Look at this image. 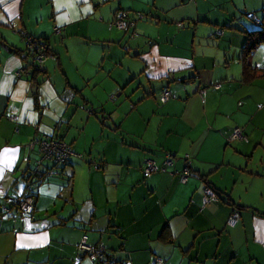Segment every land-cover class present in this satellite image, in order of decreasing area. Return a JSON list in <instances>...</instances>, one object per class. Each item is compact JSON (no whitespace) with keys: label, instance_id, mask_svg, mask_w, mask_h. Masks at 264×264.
Listing matches in <instances>:
<instances>
[{"label":"crops","instance_id":"obj_1","mask_svg":"<svg viewBox=\"0 0 264 264\" xmlns=\"http://www.w3.org/2000/svg\"><path fill=\"white\" fill-rule=\"evenodd\" d=\"M228 2L0 0V264H264V203H242L233 184L215 178L238 168L229 150L263 153L264 80L246 88L242 67L230 69L240 58L233 51L205 74L184 44L161 37L166 22L179 29L168 27L166 38L171 30L185 39L191 29L184 21L205 18L235 26L222 43L226 52L242 49L247 32L264 23V0H240L238 8ZM121 11L135 22L126 32L112 25ZM25 36L46 40L42 68ZM250 60L264 70V44ZM237 126L247 140L228 141ZM34 137L62 139L82 157L66 166L42 161V171L54 172L33 179L34 209L23 214L11 198L23 189L27 159H39L28 147ZM204 145L214 158L200 161ZM148 159L155 174L143 170ZM184 166L189 176L181 183L175 172ZM206 185L219 201H206ZM258 196L264 199L262 188ZM82 242L102 244L104 260L85 256Z\"/></svg>","mask_w":264,"mask_h":264},{"label":"rangeland","instance_id":"obj_2","mask_svg":"<svg viewBox=\"0 0 264 264\" xmlns=\"http://www.w3.org/2000/svg\"><path fill=\"white\" fill-rule=\"evenodd\" d=\"M239 3H240V0H232V1L229 0L228 6L230 8H233V6L238 8ZM201 17H208V16H206L204 14ZM238 17L240 19L242 17V15H238ZM199 19L200 20L196 25L197 26L202 25V30L204 33H202L200 30H196V29L193 30L196 26L194 21H190L189 26H187L186 22L184 21L185 28L191 29V33H189V35L185 39H179L178 37H173L171 30L169 31L170 34L167 33V38H166V31H167L168 27L174 28V30H179L177 27H174V25L172 26V24H170L169 22H166L167 26L163 28V30L161 32V37H162V39H165V40L167 39L168 42L174 41L176 43L184 44L185 45L184 51L187 54H191V55L195 54L196 59L198 61H201V63H204V68L202 70L203 73L210 74L211 69L213 68L212 65L214 63H215V65H217L220 62H221V64H224L223 58L226 54L230 55L229 54L230 51H233L232 52L233 55L237 54L240 57L241 53H242V49H240V48L236 49V47H233L231 45L232 46L231 50L226 52L225 47L223 46L224 43H222V41H224V39L234 30L235 26H233V25L228 26V24L226 25V23L223 24L220 22L215 23V21H210V20H208L206 22L201 20V19H205V18H199ZM180 24H181V22H180ZM114 28H115V26H114ZM221 29H222L224 34L222 33L221 35H217V32ZM234 40H238V39L234 36ZM255 50H256V48L254 49V51ZM135 59L139 60L138 58H135ZM256 60L259 61L260 57L257 58ZM27 62L28 63L31 62L30 56L27 59ZM250 62H251V65H253L251 60H250ZM229 64L231 65L230 69L233 66H235V67L241 66V62L238 60H233V61L230 60ZM217 69H218V67L215 68V71L220 70V69H218V70ZM233 69H234V67H233ZM230 73H233V71L230 70ZM229 79H231L230 76H229ZM256 79L264 80L263 78H256ZM256 79H254V80H256ZM247 86H250V84L246 83V88L249 89L250 87H247ZM142 87L144 90H146V92H148V90H147L148 87H147V85L144 84V82H142ZM133 88L134 87L132 86L130 89L125 91L128 96L131 94ZM169 91H171V90H169ZM149 93L150 92H148V94ZM262 107H263V111H264V105ZM263 125H264V119L258 123V126H260L259 132L262 131V127H264ZM198 129H200L199 126H198ZM198 132H200L202 134V132H203L202 128ZM231 132H232V130H231ZM203 137H202V139H204ZM235 144H236V141H234L231 145H235ZM230 147H232V146H230ZM205 149H207V148L204 145L202 148V152H200V154H199L198 159L200 161H206L208 159L214 158V156H210V154H208V151L206 152ZM262 152L263 153H261L260 149H256L249 156H239L238 154H236L234 152L231 153V151L229 150L227 153L229 155H231V158H233L234 160H237L236 165H239V166H238V168L236 167V170L232 169L230 172L226 171V170L220 171V173L217 176H215V178H217V180H218L217 184H223V185L224 184L225 185L233 184L235 186L234 189L236 190L235 194L240 199V201H242V203L251 204V205H254V203H261V202L264 203V199L261 200L258 196V191L261 188L264 191V185L262 184L263 181L261 179H259V178L264 179V172L260 174L256 168L257 162H258V164H259V162H262L261 163L262 165L264 164V151L262 150ZM185 155H186V153L183 156H185ZM215 158H217V156H215ZM245 163H249L250 165L248 164V166H245ZM203 164L205 165L204 170L209 171V170H207L209 168H206L207 165L204 162H203ZM34 165H35V163H34ZM155 173L156 172H154L152 174H155ZM222 174H225V176L223 175L222 177H218ZM179 188H180L179 186L174 187V189H179Z\"/></svg>","mask_w":264,"mask_h":264},{"label":"built area","instance_id":"obj_3","mask_svg":"<svg viewBox=\"0 0 264 264\" xmlns=\"http://www.w3.org/2000/svg\"><path fill=\"white\" fill-rule=\"evenodd\" d=\"M142 15H140L141 17ZM134 20L129 18L126 14V12L121 11L119 12L115 18L112 21V25L115 26L117 29L121 31H128L130 28L134 26ZM177 25H180L178 23ZM218 35L222 34V30H219L217 32ZM136 35V33L134 34ZM26 49L32 56L34 62H36L38 65H42L45 61L46 57L48 56V47L44 43V41H41L39 39L32 38L30 36L24 37ZM17 74L20 75L21 71H17ZM219 87V85H215V88ZM204 90H201L199 92V95L202 97ZM169 98V93L164 92L160 96V100L164 102ZM11 119H14V117H11ZM247 137L243 134L242 128L235 127L233 128L230 136L228 137V141L232 140H246ZM38 147L39 150L42 153V158L50 159L55 163L58 164H68L70 162V158L72 156H76L78 158L81 157L80 154L73 151L72 147L65 141L51 138V139H34L30 142L29 147ZM187 157V155H185ZM172 164V159L170 156H166V158L163 161V166H169ZM159 168L155 165V163L148 159L146 160V165L144 167L145 173H151L157 171ZM163 168H161L162 170ZM40 172L38 171V167L33 169L30 172V179L26 182V188L30 186V183L32 182L33 178H35L36 175H38ZM52 171H47L45 175L51 174ZM178 177L179 181L181 183H185L189 176V169L187 166H184L182 172H175ZM206 201H219V197L212 191L211 188L205 187L203 189ZM12 201L17 206L19 211L23 214L31 213L34 209V196L32 194H27L26 191L19 193L17 196L12 198ZM239 218V214L236 210H233L231 214L228 217L227 225L230 227H233ZM80 251L87 256L90 260L95 262H102L104 260L105 256V247L102 244L92 245L88 244L86 242H82L79 244Z\"/></svg>","mask_w":264,"mask_h":264},{"label":"trees","instance_id":"obj_4","mask_svg":"<svg viewBox=\"0 0 264 264\" xmlns=\"http://www.w3.org/2000/svg\"><path fill=\"white\" fill-rule=\"evenodd\" d=\"M181 25V24H180ZM222 30V29H221ZM222 33H223V31H222ZM218 35V34H217ZM32 37V36H31ZM32 38H35V37H32ZM35 39H39V38H35ZM41 41H45L44 43L47 45V43H46V40L45 39H40ZM260 44H264V23H263V25H262V27H260L259 29H255V30H251V31H248L247 32V35H246V40H245V43H244V45H243V47H242V53H241V56H240V58H239V61L241 62V67H242V81L243 82H245V83H249V82H251L252 80H254L255 78H264V70L262 69V70H257L256 71V69H255V67H253L252 65H251V62H250V55L253 53V51H254V49L258 46V45H260ZM47 47H48V45H47ZM48 51H49V48H48ZM16 53H18V52H16ZM35 63V66H36V68L37 69H39V68H42V65L40 66V65H38L36 62H34ZM257 72H260V73H257ZM218 85H219V87H220V84L219 83H217ZM217 84H214V87H215V85H217ZM218 88V87H217ZM237 127H240V126H237ZM240 128H242V127H240ZM242 132H243V134L247 137V135L244 133V131H243V128H242ZM52 137H46V138H39V137H34L33 139H31L29 142H28V147H29V144H30V142L31 141H33L34 139H51ZM60 140H62V139H60ZM247 140V139H246ZM241 141H245V140H241ZM30 148V147H29ZM30 150H37L38 151V153H39V159L38 160H36V162H35V165H30L29 164V160L27 159V166L25 167V169H23V172H24V175H23V180H24V186H23V189L21 190V192H24V191H26V193L27 194H32L33 196H34V193L31 191L32 190V185H34V183H33V180H32V182L30 183V186L28 187V188H26V182H27V180L28 179H30L31 177H30V172L33 170V169H35L36 167H38V171L40 172L38 175H36L35 176V178H33V179H36L37 181H39V180H41L42 179V177L45 175V173L47 172V171H52V172H54L53 170H52V168H50V169H48L47 171H42V169H41V162L42 161H45V160H47V161H50L51 163H52V166L54 167V166H56L58 163H55V162H53L52 160H50V159H45V158H42V153H41V151L39 150V148L38 147H33V148H30ZM81 155V154H80ZM187 155V157L186 156H184V158H185V160L188 158V154H186ZM167 156H170V155H167ZM81 157H82V155H81ZM80 157V158H81ZM171 157V156H170ZM172 159V158H171ZM70 164V162L68 163V164H61L62 166H66V165H69ZM205 187H209V188H211L210 186H208V185H206V186H204V188ZM203 188V189H204ZM212 189V188H211ZM212 191L217 195V193L212 189ZM21 192H19V193H21ZM18 193V194H19ZM18 194H16V195H14L13 197H15V196H17ZM12 197V198H13ZM12 198H11V203H12V205L14 206V207H16L17 208V206L14 204V202L12 201ZM239 207H244V206H236V208L235 209H233V210H236L237 212H238V209H239ZM18 209V208H17ZM19 210V209H18ZM232 210V211H233ZM2 211H4V209L2 210ZM33 211V210H32ZM238 214H239V212H238ZM238 222V221H237Z\"/></svg>","mask_w":264,"mask_h":264},{"label":"water","instance_id":"obj_5","mask_svg":"<svg viewBox=\"0 0 264 264\" xmlns=\"http://www.w3.org/2000/svg\"><path fill=\"white\" fill-rule=\"evenodd\" d=\"M4 48H6V45H3Z\"/></svg>","mask_w":264,"mask_h":264}]
</instances>
